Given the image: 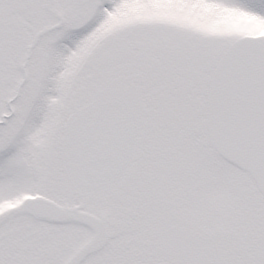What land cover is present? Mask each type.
<instances>
[{"label": "snow or ice", "instance_id": "1", "mask_svg": "<svg viewBox=\"0 0 264 264\" xmlns=\"http://www.w3.org/2000/svg\"><path fill=\"white\" fill-rule=\"evenodd\" d=\"M0 264H264V0H0Z\"/></svg>", "mask_w": 264, "mask_h": 264}]
</instances>
